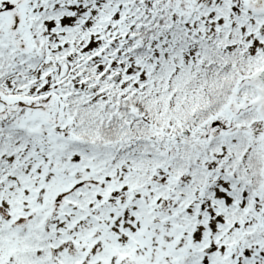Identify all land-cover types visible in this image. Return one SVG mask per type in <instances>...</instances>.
Instances as JSON below:
<instances>
[{
	"label": "snow or ice",
	"instance_id": "obj_1",
	"mask_svg": "<svg viewBox=\"0 0 264 264\" xmlns=\"http://www.w3.org/2000/svg\"><path fill=\"white\" fill-rule=\"evenodd\" d=\"M0 264H264V0H0Z\"/></svg>",
	"mask_w": 264,
	"mask_h": 264
}]
</instances>
